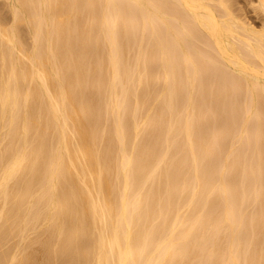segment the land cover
Returning a JSON list of instances; mask_svg holds the SVG:
<instances>
[{
    "label": "bare ground",
    "instance_id": "bare-ground-1",
    "mask_svg": "<svg viewBox=\"0 0 264 264\" xmlns=\"http://www.w3.org/2000/svg\"><path fill=\"white\" fill-rule=\"evenodd\" d=\"M233 1H0V264H264V23Z\"/></svg>",
    "mask_w": 264,
    "mask_h": 264
},
{
    "label": "rangeland",
    "instance_id": "rangeland-1",
    "mask_svg": "<svg viewBox=\"0 0 264 264\" xmlns=\"http://www.w3.org/2000/svg\"><path fill=\"white\" fill-rule=\"evenodd\" d=\"M1 1V0H0ZM233 1V0H232ZM236 1V2H235ZM233 1V6H235L234 10L236 11L237 8V12L236 15L241 16L240 18L246 20L245 22L251 24V26L255 27L256 29L261 28L263 25V21H264V15L261 11H259L260 9L257 8V0H235ZM256 5V6H255ZM256 7V8H255ZM258 9V10H256ZM242 19V20H243Z\"/></svg>",
    "mask_w": 264,
    "mask_h": 264
}]
</instances>
